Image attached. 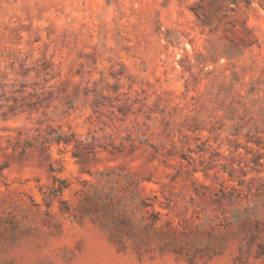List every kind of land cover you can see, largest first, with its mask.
<instances>
[{"label":"rangeland","instance_id":"374dc122","mask_svg":"<svg viewBox=\"0 0 264 264\" xmlns=\"http://www.w3.org/2000/svg\"><path fill=\"white\" fill-rule=\"evenodd\" d=\"M0 264H264V0H0Z\"/></svg>","mask_w":264,"mask_h":264}]
</instances>
